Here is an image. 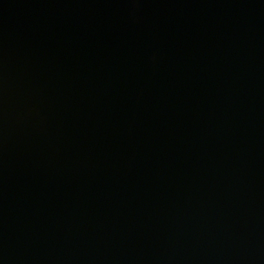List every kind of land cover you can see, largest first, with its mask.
I'll use <instances>...</instances> for the list:
<instances>
[{
	"label": "water",
	"instance_id": "95a60500",
	"mask_svg": "<svg viewBox=\"0 0 264 264\" xmlns=\"http://www.w3.org/2000/svg\"><path fill=\"white\" fill-rule=\"evenodd\" d=\"M0 264H264V0H0Z\"/></svg>",
	"mask_w": 264,
	"mask_h": 264
}]
</instances>
